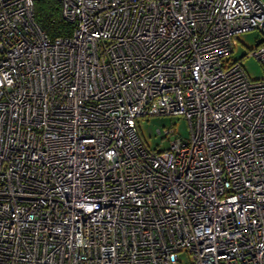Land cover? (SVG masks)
Here are the masks:
<instances>
[{"label": "built area", "instance_id": "obj_1", "mask_svg": "<svg viewBox=\"0 0 264 264\" xmlns=\"http://www.w3.org/2000/svg\"><path fill=\"white\" fill-rule=\"evenodd\" d=\"M35 1L0 0V264H264V78L228 58L264 3L57 0L50 38Z\"/></svg>", "mask_w": 264, "mask_h": 264}, {"label": "rangeland", "instance_id": "obj_2", "mask_svg": "<svg viewBox=\"0 0 264 264\" xmlns=\"http://www.w3.org/2000/svg\"><path fill=\"white\" fill-rule=\"evenodd\" d=\"M264 3V0H260ZM264 39V34L259 29L243 32L238 35L233 52L228 56L231 60H241L242 67L251 79L264 78V64L257 60L251 51ZM174 132L169 136L162 131L169 127ZM157 129L161 132L158 133ZM137 130L139 138L148 149H164L167 147L168 139L172 137L188 138L189 126L184 116L169 114H152L137 118ZM176 264H189L188 255L183 252L179 254Z\"/></svg>", "mask_w": 264, "mask_h": 264}, {"label": "trees", "instance_id": "obj_3", "mask_svg": "<svg viewBox=\"0 0 264 264\" xmlns=\"http://www.w3.org/2000/svg\"><path fill=\"white\" fill-rule=\"evenodd\" d=\"M34 18L50 38L70 32V25L62 17L57 0H36Z\"/></svg>", "mask_w": 264, "mask_h": 264}]
</instances>
